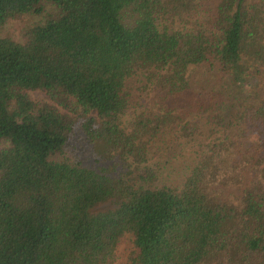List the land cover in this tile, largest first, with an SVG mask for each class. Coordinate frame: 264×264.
<instances>
[{
  "label": "trees",
  "instance_id": "trees-1",
  "mask_svg": "<svg viewBox=\"0 0 264 264\" xmlns=\"http://www.w3.org/2000/svg\"><path fill=\"white\" fill-rule=\"evenodd\" d=\"M49 2L0 0V264H264V0ZM133 77L154 101L124 119ZM75 133L111 164L57 158Z\"/></svg>",
  "mask_w": 264,
  "mask_h": 264
},
{
  "label": "rangeland",
  "instance_id": "rangeland-1",
  "mask_svg": "<svg viewBox=\"0 0 264 264\" xmlns=\"http://www.w3.org/2000/svg\"><path fill=\"white\" fill-rule=\"evenodd\" d=\"M43 4L47 10L52 6L49 0H43ZM47 14V12L43 11L39 16H34L36 18L32 17V20L42 22ZM28 24L29 21L27 15L22 18L11 19L5 23L2 33L13 39L21 40L22 30L26 28ZM163 25L164 23L160 24L161 27ZM165 25L170 29L180 28V24L178 23L174 24L166 22ZM127 90L130 95L131 107L124 119H132L136 113H139L144 109L152 108L155 93L145 84L142 78H131L127 82ZM30 96L38 102L52 103L49 96L42 91L30 92ZM175 131L176 130H166L156 139L155 143L151 147L149 165L156 170L158 175L162 176L165 173L166 170L162 169V167H166L167 170L170 168L168 162L174 164V171H182L188 162L186 161L185 155L186 147L182 144L183 142L177 138ZM99 153L101 152H98L94 145L85 139L82 133H75V136L69 141L68 145L64 149L63 154L56 156L57 158H61L62 156L72 158L78 157V159L81 160L85 166L95 169H98L101 166L106 167L110 165L111 162L98 160V156L100 155ZM111 206V203H105L100 205L99 208L105 209L110 208ZM130 239L131 236L127 235L120 243L117 249V255L120 259H124L126 257L131 244Z\"/></svg>",
  "mask_w": 264,
  "mask_h": 264
}]
</instances>
